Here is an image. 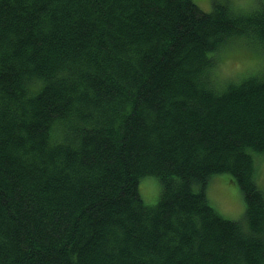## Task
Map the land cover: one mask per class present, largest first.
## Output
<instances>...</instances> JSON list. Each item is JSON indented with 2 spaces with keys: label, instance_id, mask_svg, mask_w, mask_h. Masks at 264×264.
<instances>
[{
  "label": "trees",
  "instance_id": "1",
  "mask_svg": "<svg viewBox=\"0 0 264 264\" xmlns=\"http://www.w3.org/2000/svg\"><path fill=\"white\" fill-rule=\"evenodd\" d=\"M195 1L0 0V264H264V71L212 75L264 53V0ZM221 174L240 220L207 199Z\"/></svg>",
  "mask_w": 264,
  "mask_h": 264
},
{
  "label": "rangeland",
  "instance_id": "2",
  "mask_svg": "<svg viewBox=\"0 0 264 264\" xmlns=\"http://www.w3.org/2000/svg\"><path fill=\"white\" fill-rule=\"evenodd\" d=\"M195 1V0H194ZM197 1V2H196ZM195 3L204 11L210 10L211 0H196ZM230 5L238 11H250L256 6L257 0H228ZM235 50L229 47L230 55L224 61L215 60L212 75L216 84L221 87L227 82H238L264 71V53L248 39H240ZM227 54V53H226ZM224 57V56H223ZM256 176L264 191V154L254 156ZM159 182L153 177L143 178L139 182V193L147 205L157 202L160 193ZM206 196L210 205L224 218L240 220L245 208L239 187L231 181L228 174L215 175L211 178Z\"/></svg>",
  "mask_w": 264,
  "mask_h": 264
}]
</instances>
